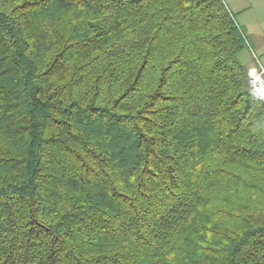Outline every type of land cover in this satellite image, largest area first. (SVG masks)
<instances>
[{
	"label": "trees",
	"instance_id": "1",
	"mask_svg": "<svg viewBox=\"0 0 264 264\" xmlns=\"http://www.w3.org/2000/svg\"><path fill=\"white\" fill-rule=\"evenodd\" d=\"M224 0H0V264H264V98Z\"/></svg>",
	"mask_w": 264,
	"mask_h": 264
},
{
	"label": "rangeland",
	"instance_id": "2",
	"mask_svg": "<svg viewBox=\"0 0 264 264\" xmlns=\"http://www.w3.org/2000/svg\"><path fill=\"white\" fill-rule=\"evenodd\" d=\"M224 1L247 37L248 48L240 53L239 59L249 67V86L254 92L257 79L255 76L251 78V71H255L253 75L259 74L264 82V0ZM256 93L262 97L260 91Z\"/></svg>",
	"mask_w": 264,
	"mask_h": 264
},
{
	"label": "bare ground",
	"instance_id": "3",
	"mask_svg": "<svg viewBox=\"0 0 264 264\" xmlns=\"http://www.w3.org/2000/svg\"><path fill=\"white\" fill-rule=\"evenodd\" d=\"M255 72V71H254ZM254 72H253V74H254ZM255 76V78L257 79V81H256V83H258V84H256L255 83V88L258 90V91H260V94L262 95V97L264 98V82H263V80H262V78H261V76L259 75V74H255L254 75ZM261 82V84L259 85V83Z\"/></svg>",
	"mask_w": 264,
	"mask_h": 264
},
{
	"label": "built area",
	"instance_id": "4",
	"mask_svg": "<svg viewBox=\"0 0 264 264\" xmlns=\"http://www.w3.org/2000/svg\"><path fill=\"white\" fill-rule=\"evenodd\" d=\"M253 72H254V71H251V73H250V74H252V75H251V78L254 76V75H253Z\"/></svg>",
	"mask_w": 264,
	"mask_h": 264
},
{
	"label": "water",
	"instance_id": "5",
	"mask_svg": "<svg viewBox=\"0 0 264 264\" xmlns=\"http://www.w3.org/2000/svg\"><path fill=\"white\" fill-rule=\"evenodd\" d=\"M253 87V86H252ZM257 92V90H254V93H256Z\"/></svg>",
	"mask_w": 264,
	"mask_h": 264
}]
</instances>
